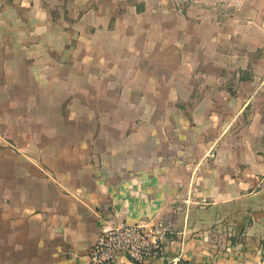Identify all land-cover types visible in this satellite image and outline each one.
<instances>
[{
  "label": "crops",
  "instance_id": "1",
  "mask_svg": "<svg viewBox=\"0 0 264 264\" xmlns=\"http://www.w3.org/2000/svg\"><path fill=\"white\" fill-rule=\"evenodd\" d=\"M142 221L264 264V0H0V264Z\"/></svg>",
  "mask_w": 264,
  "mask_h": 264
},
{
  "label": "built area",
  "instance_id": "2",
  "mask_svg": "<svg viewBox=\"0 0 264 264\" xmlns=\"http://www.w3.org/2000/svg\"><path fill=\"white\" fill-rule=\"evenodd\" d=\"M174 230L163 222L142 221L104 228L89 255V264H112L126 255L136 264L164 259L171 245ZM180 259L174 258L173 264Z\"/></svg>",
  "mask_w": 264,
  "mask_h": 264
}]
</instances>
